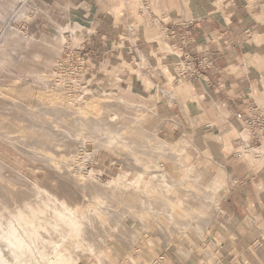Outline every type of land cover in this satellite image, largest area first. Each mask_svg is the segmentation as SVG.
<instances>
[{"label": "rangeland", "instance_id": "obj_1", "mask_svg": "<svg viewBox=\"0 0 264 264\" xmlns=\"http://www.w3.org/2000/svg\"><path fill=\"white\" fill-rule=\"evenodd\" d=\"M5 3L9 4L11 8ZM213 5H217L215 0H149V12L139 0H0V120L4 119L6 125L14 127L24 125L26 126L24 132H30L33 138L38 137L41 139V133H38L40 132L39 129L30 126V122L41 123L42 121L36 120L35 115L41 111L43 112V109H47L46 106H49V104L40 102L41 100L37 93L40 90L48 91L53 86H57L53 79L55 61L63 55V51L70 41L74 45L84 47L82 35L84 31L89 30L88 28L94 22L103 21L104 18L111 22L117 24L119 22L132 29H137L138 34L149 40L158 41L162 49L171 53V49L165 42V23L177 21L187 23L190 19L202 16L203 11L210 10ZM6 8L9 10L7 9L6 11ZM190 8L194 10V16L189 13ZM200 10H202V13H199ZM92 16H95L94 21H92ZM7 22L10 27L6 29ZM173 57V61L160 67V70L167 74V77L170 78V83L173 85L168 90L162 88L163 91L161 89L160 92L161 97H164L167 92L168 96L166 97L165 95L164 98L179 105V107L175 106V111H168L164 105H157L156 99L160 97L159 94L157 96L150 95L142 90L135 81L128 78L129 71L132 69L126 64H121L116 58L105 59L100 63H96L92 62L86 55L89 69L85 74V78L88 81L84 88L74 95H68L62 89L60 90L62 95L66 96L67 101L74 99V106L82 108L88 102H91L95 105V109H97L96 111L100 116L112 122L126 123L132 115L138 113L137 109H135L138 103H144L152 108L153 112H145L146 118L143 121V125L149 127L156 137L172 144L168 147V150H170L169 159L167 156L161 158L163 160V171L175 179L180 178L184 173L190 172L188 173L189 177L192 176L193 178L194 175H197L193 178L195 182L203 184L213 194L217 193L214 196V208L211 207L210 209L212 218L206 225L207 232L204 234V242L213 243L212 238L215 237L216 240L214 242L217 243V249H219L221 246L219 242L222 243V238L217 234V229L226 230L225 225L220 224L218 220L220 200L230 187L229 176L222 169L219 158L223 157L226 151H232L240 154L241 159L244 161L253 162L254 158L262 157L264 148L256 145V143L253 147L250 145V148L239 143H233L236 133L231 126H219L217 134L213 133L214 138L209 139L208 135L199 126L203 118H201V115L197 117L199 108L200 110L202 109L199 103L201 97H192L187 87L188 76L191 72L188 67H185L184 63L179 61L176 54ZM143 66L148 65L145 63ZM27 85L33 86V93L29 96L21 97L16 94H5L7 87H14L20 90ZM187 99H195V103L187 105ZM78 102L80 104H77ZM149 103L151 104L150 106ZM259 104L264 107L262 102H259ZM214 109L216 108L214 107ZM213 114L225 120L219 110L213 111ZM202 115L205 114L203 113ZM22 116L26 117L24 122L21 119ZM162 116H165L166 120L159 124V117ZM196 127L198 128L197 135H195L194 130ZM234 127L241 131L242 136H247L246 127L241 128L237 125ZM75 132L76 134L80 133L78 130ZM184 134H186L185 139L187 141L190 139V143L185 147L179 143L177 148L178 143H175L174 138H182ZM78 137H80L79 139L83 143L82 147L87 155L83 157L86 160L83 158L79 160L83 159L81 162L85 168L75 172L71 170L70 177H66L56 171L55 168L45 164V160L36 157L37 155L31 152H26L24 148H29L28 146L10 142L0 136V183H8L16 188L34 189L39 185L43 188L47 187V189L45 188L47 191L50 189L48 192L55 194L56 198L70 206H77L75 207L77 210L82 198L85 197H92L93 199L97 196L96 199L110 197V199L115 200V198L123 197L124 192L127 190H140L141 188L139 189V186L135 183L137 177H141L140 181L142 184L151 183L153 184L152 186L155 185V183L151 182L150 175L146 174L147 172H141V170L133 167V164H137V161L130 158L127 160L123 149L111 148L109 143L106 144L107 142L105 141L94 143L92 139L86 136L80 135ZM192 141L194 142L192 143ZM37 144L39 146V143ZM206 144H209V151L204 150ZM200 146L201 148L203 147V150L200 149ZM80 147L81 145L78 146V149ZM93 147L96 148V151ZM254 148L263 150L260 153L254 151ZM78 149H76L77 152ZM56 151L58 155L56 154L55 158L60 159L59 154L62 148L58 147ZM77 152H75V158L79 156ZM171 152H174V154H171ZM175 152H178L179 158L184 157V160L181 158L178 160L173 159L171 155L174 156ZM72 164H75L73 159L70 160L68 165L73 167ZM48 169L50 170L48 171ZM88 170H90L89 173ZM33 172L36 173L34 174ZM191 173H194V175ZM80 174L87 176L85 181H83ZM49 175L50 177H47ZM147 175L148 178L146 177ZM54 176L58 178H53ZM222 177L223 180L221 181ZM212 181H216L219 184H212ZM131 183L133 186L128 185ZM50 184L53 185L51 186ZM173 191L177 193L175 187H173ZM68 192L71 193L69 194ZM71 194L75 199L78 198L76 200L78 205L69 202ZM119 205L121 206V202L115 200L114 206L119 207ZM120 217L122 219L126 218L128 225L131 228H137L140 234L136 235L134 231H130L124 241H118L112 232L104 233L99 238L101 240L99 241V248L94 253L82 250L72 258L71 264H149L153 257H155V261H158L159 256L164 258L160 262H151V264H168L170 261L173 262L171 258L174 259V256L175 259L177 258L180 261L179 253H182V255L192 254L194 259L196 257V264L231 263H223V257L221 259H210L209 261V259H205L202 252H195L190 249L189 244L180 241L170 242L166 245L164 238L159 234L147 233L149 230H154L153 226L149 225V228L147 224H133L131 218L126 215H119ZM117 227H119L118 224L116 225ZM209 239L211 241L208 242ZM138 247L149 252L150 257H147L145 263H142L144 258L137 250ZM245 262L250 263L249 257L245 256Z\"/></svg>", "mask_w": 264, "mask_h": 264}, {"label": "bare ground", "instance_id": "obj_2", "mask_svg": "<svg viewBox=\"0 0 264 264\" xmlns=\"http://www.w3.org/2000/svg\"><path fill=\"white\" fill-rule=\"evenodd\" d=\"M6 5L10 6L9 4ZM8 8H6V11ZM9 25L10 24L7 22L5 28H9ZM9 33L11 32L9 31ZM32 93L33 86L31 85H27L20 90L14 87H7L5 89V94H16L21 97L29 96ZM37 94L41 100H39L40 102L49 104V106H46L47 109H43V112L41 111L35 115L36 120L42 121L41 123L36 124L30 122V126L39 129L40 132L38 133H41V139L38 137L33 138L30 132H24L26 127L24 125H19L17 126L18 128L6 125L4 119L0 120V136L2 138L13 143L28 146L29 148L23 147L26 152L37 155L36 157L45 160V164L55 168L56 171L66 177H70L69 175L72 173L71 170L75 172L85 168L82 166L83 164L81 161H83V157L87 155L82 147L83 143L78 136H86L92 139L94 143L105 141L107 142L106 144L109 143L111 148L123 149L127 160L129 158L136 160L137 164H133V167L137 170H141V172H147L146 174L150 175L151 182L155 183V185L152 186L153 184L151 183L142 184L140 181L141 177H137L135 183L139 186V189L141 188L142 190H127L129 192L125 191L123 197L115 198V200L121 202V206L115 207V200L110 199V197H102L101 199H96L98 196L95 199L92 197H85L82 198L79 209L77 210L75 208L77 206H70L56 198L55 194L48 192L50 189L47 191V187H45V189L39 185L34 189L16 188L8 183L1 182L0 264H71L72 258L82 250H88L94 253V251L99 248V241H101L99 238L104 233L112 232L118 241H124L130 231H134L136 235L140 234L137 228H131L128 225L126 218H119V215L130 217L133 224L141 225V223H143L142 225L147 224V226H153L154 230H149L147 233L152 232L159 234L164 238L166 245L170 242L180 241L189 244L191 250L202 252L205 259H209V261L210 259H221L222 254L217 249V243L214 242L215 240H213V243L204 242V234L207 232L206 225L212 218L210 209L215 204L214 196L217 195V193L213 194V192L205 188L203 184L195 182L193 178L197 175H194V173H191L194 175L193 178L192 176L189 177L188 173L190 172H188L184 173L180 178L175 179L169 176L167 172L163 171V160L161 158L163 156H169L170 150H168V147L171 142L169 143L156 137L149 127L143 125V121L146 118L145 112H153L152 108L144 103H138L137 108H135L138 113L132 115L130 120L123 124L112 122L100 116L96 111L97 109H95V105L91 102H88L87 105L82 108L74 106V99L67 101L66 96L62 95L58 86H53L52 89L48 91L40 90ZM167 94L166 92L164 97L165 95L167 97ZM77 104L80 103L78 102ZM150 105L149 103V106ZM201 111L202 109L200 110L199 108V114H196L197 117L200 115ZM21 119H23L24 122L26 117L22 116ZM159 119L158 123L160 124L166 120V117L162 116L159 117ZM20 127H22V129H20ZM76 130L80 133L76 134ZM194 130L196 133L195 135H197L198 128L196 127ZM208 137L212 139L214 135L211 133ZM185 138L186 134H184L182 138H174L175 143H178L177 148L179 143L183 147L190 143V139L187 141ZM194 141H192V143ZM37 143H39V146H37ZM80 145L81 147L78 149ZM208 145L206 144L204 150H210ZM58 147L62 148L59 154L61 157L60 159L55 158L57 154L56 148ZM202 148L200 146V149ZM76 149H78V152ZM95 149L96 148H94V150ZM253 150L261 153L263 149L254 148ZM75 152L79 154V158L77 156V158L74 157ZM177 153L172 156L171 154H174V152H171L170 155L173 159L178 160L181 157L179 158ZM80 158L83 159L79 161ZM72 159L75 164H72L73 167H70L68 164ZM170 160L168 161L170 162ZM49 170L50 169H48V171ZM89 172L90 170H88V173ZM33 173L35 174L36 172ZM80 175L83 181H85V177L87 176L83 174ZM148 175L146 176L147 178ZM55 176L53 178H58ZM10 177L12 178V176ZM47 177H50V175ZM88 177H90V175H88ZM222 180L223 177L221 181ZM212 182V184H219L216 183V181ZM50 185L52 186L53 184ZM128 185H132V183ZM47 186L49 185L47 184ZM173 187L177 189V193L173 191ZM68 193L70 194L71 192ZM77 199L71 194L69 202L78 205L76 203ZM117 224L119 227L116 228ZM144 228L146 227L144 226ZM209 241L211 240L209 239L208 242ZM219 243L221 244V242ZM137 250L144 258L142 263H145L149 256V252L139 247ZM154 258L155 257H153L154 261L151 259V262H155ZM151 262H149V264H151Z\"/></svg>", "mask_w": 264, "mask_h": 264}, {"label": "crops", "instance_id": "obj_3", "mask_svg": "<svg viewBox=\"0 0 264 264\" xmlns=\"http://www.w3.org/2000/svg\"><path fill=\"white\" fill-rule=\"evenodd\" d=\"M215 2L217 5L187 23H165L166 32L174 30L173 37L165 35L171 53L158 41L138 34L137 29L104 18L84 31V50L92 62L116 58L128 65L132 69L128 78L150 95L159 94L157 105L168 111L179 105L161 97V89L168 90L173 84L160 67L173 61L176 54L191 72L187 80L190 95L201 97L205 115L201 111L199 126L204 133L217 134L219 125L242 128L248 105H264V0ZM189 13L194 16L191 8ZM184 31H188L185 38ZM145 63L148 66H143ZM192 103L195 99L186 100L187 105ZM217 110L225 120L213 114ZM252 143L264 148V129L256 132ZM219 159L230 182L218 214L219 223L226 226L225 231L217 229L223 263L264 264V154L246 162L237 152L226 151ZM245 256L250 263L245 262ZM178 257L180 261L174 256L168 264H196L192 254L179 253Z\"/></svg>", "mask_w": 264, "mask_h": 264}, {"label": "built area", "instance_id": "obj_4", "mask_svg": "<svg viewBox=\"0 0 264 264\" xmlns=\"http://www.w3.org/2000/svg\"><path fill=\"white\" fill-rule=\"evenodd\" d=\"M139 1L142 6L144 5L146 10L150 12L149 0ZM187 32L188 31H184L183 38L187 36ZM166 33L168 36L173 37L174 30L170 28ZM187 55V52H185L184 60L187 59ZM88 69L84 47L74 45L70 41L67 43L63 51V55L54 63L53 79L56 85L66 94L74 95L84 88L87 83L88 79L85 78V74L88 72ZM194 73L199 78L198 72L194 71ZM240 124H242V127H246L247 136H242L241 131H238L235 128L234 130L236 134L234 137V143L242 144L247 148H250V145L253 147L254 144L252 143V140L255 139L256 132L260 129H264V107L258 103L248 105L247 111L245 112L244 118ZM212 239L216 240L215 237ZM163 258V256H159V260H156L155 263L160 262Z\"/></svg>", "mask_w": 264, "mask_h": 264}]
</instances>
